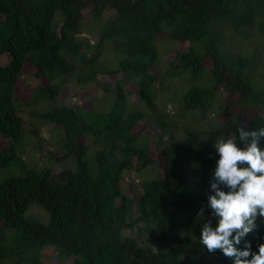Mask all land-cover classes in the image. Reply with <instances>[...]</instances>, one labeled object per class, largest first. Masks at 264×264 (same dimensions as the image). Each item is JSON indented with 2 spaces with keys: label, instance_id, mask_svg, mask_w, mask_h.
<instances>
[{
  "label": "trees",
  "instance_id": "trees-1",
  "mask_svg": "<svg viewBox=\"0 0 264 264\" xmlns=\"http://www.w3.org/2000/svg\"><path fill=\"white\" fill-rule=\"evenodd\" d=\"M98 25L96 41L81 38ZM164 33L201 51L177 50L158 73L156 42ZM260 39L264 0H0V56L9 55L0 62V135L6 140L0 168L17 171L0 180V237L5 228L15 237L0 261L47 264L41 248L52 245L73 257L70 264H209L208 255L213 264H232L219 250H202L198 213L210 212L213 139L233 133L239 122L264 125ZM108 44L114 67L102 59ZM26 63L45 81L23 101L16 86ZM117 73L112 85L98 80ZM70 80L98 84L103 107L67 103L61 95ZM222 90L233 95L231 104L219 96ZM176 99L177 117L193 122L218 111L227 119L211 121L207 130L186 124L181 130L166 108ZM37 104V119L61 129L63 153L50 154L62 159L59 171L33 168L24 159L27 140L37 148L43 141L40 124L21 115L24 105ZM141 122L160 130L157 145L166 129L171 132L159 150L163 173L142 180L137 199L125 188V173L154 161L144 141L150 139L135 131ZM32 204L47 211L45 221L26 215ZM260 235L264 226L247 237L254 250Z\"/></svg>",
  "mask_w": 264,
  "mask_h": 264
},
{
  "label": "rangeland",
  "instance_id": "rangeland-1",
  "mask_svg": "<svg viewBox=\"0 0 264 264\" xmlns=\"http://www.w3.org/2000/svg\"><path fill=\"white\" fill-rule=\"evenodd\" d=\"M109 12H106L104 17H107ZM59 16V12L56 14ZM86 23L87 25L90 24L88 17H86ZM98 23V22H97ZM100 32V26L98 25L95 27L92 32H83L81 34V38H89L93 41H96L99 37ZM239 41L236 40L235 43H238ZM157 49L159 53V58L157 60V72L160 73V68H164L170 58H173L177 52V50H187L189 47L194 48L195 50L201 51L200 47L197 44H190L184 41H177V40H170L167 35L161 34L159 36V40L156 42ZM242 44L243 43H239ZM242 48H246L245 50L249 52L247 43L244 44ZM259 49L262 53V57L264 56V41L260 39V42L258 43ZM252 50V48L250 49ZM103 61L108 62L109 65L112 67L115 66L114 57L115 54L113 52V48L111 44H108L105 46V50L103 51ZM9 59L8 54H3L0 56V62L2 64H5ZM264 57L262 58L263 61ZM209 62V61H208ZM121 77L120 73L113 75L109 74H99L98 80L103 85L105 84H113L115 80L119 79ZM45 81V77L43 75H36L34 72V68L29 64L26 63L23 70L20 80L17 83L16 86V93L18 97L26 101L30 98L33 89L40 84L41 82ZM173 84L176 83L178 85V88H182L184 85L183 81L179 80H173L171 81ZM136 88V87H134ZM104 92L100 88V86L96 83H86V84H79L75 80H70L62 89V97L63 99L69 103V104H77L82 107H88L91 106H100L103 107V98L102 95ZM219 96L224 98V101L229 105L231 104V101L233 99V95L228 94L225 90H222L219 92ZM135 99V93L132 97ZM223 100V99H222ZM176 99L173 103H168L167 105V111H168V119H171L173 123H178V128L182 130L183 124L190 125V127L207 130L209 128V124L211 121H218V120H225L227 119V115H224V113H220L218 111L214 112L211 116H209L207 119H195L193 122L186 119L183 116H178L176 113H178L179 104ZM41 105L37 104L35 106H26L24 105L21 111V115L26 119H30L34 123L40 124V135L43 137V141L41 143L40 147H36L35 144L27 140L25 143V153H24V159L28 163L29 166L33 168H43V167H50L54 169V171H59L62 166V159L61 161H56L53 156H51V152L61 155L63 151H60V139L61 137V129H55V126L53 123L49 121H39L37 119L38 117V110H40ZM171 114V116H170ZM146 122H141L135 126V131L141 132V134H145L150 140L147 138L144 139L146 141L145 143L150 147V152L154 156V161L147 165L146 167L140 169L139 171L136 170H130L125 173V188L128 192L131 194H134V196L139 199L140 193L142 191L141 185L139 183L142 180H147L152 177H155L157 173H163V168L161 166L164 163V158L162 157L160 153V149L167 144V135L171 132L170 128L166 129L164 133L161 136L160 139V145H157L158 142V135L159 131H157L156 127L150 123L149 125L145 124ZM154 130V131H153ZM6 140L3 136L0 135V148H2L5 145ZM158 146V147H157ZM91 152H89L90 157ZM17 171L14 168L9 167H1L0 168V180L8 178L10 175L16 174ZM123 180V184H124ZM137 208V207H136ZM134 214H138L137 209L134 211ZM27 216H34L38 217L40 220L45 221L48 218L47 211L38 204H32L27 213ZM15 245V237H14V230L12 228H5L2 232V235L0 237V251L5 249V247L13 246ZM41 252L45 254L43 255V261L47 264H70L73 260V257H64L63 255L59 254L57 249H55L52 245H46L41 248ZM211 262L209 264H213L212 255L207 256ZM27 264L26 260L23 258H19L17 260L13 259H3L0 261V264Z\"/></svg>",
  "mask_w": 264,
  "mask_h": 264
},
{
  "label": "clouds",
  "instance_id": "clouds-1",
  "mask_svg": "<svg viewBox=\"0 0 264 264\" xmlns=\"http://www.w3.org/2000/svg\"><path fill=\"white\" fill-rule=\"evenodd\" d=\"M212 146L210 212L198 213L199 244L208 253L219 250L232 264H264V235L255 250L247 239L264 226V125L236 123L233 133H219Z\"/></svg>",
  "mask_w": 264,
  "mask_h": 264
}]
</instances>
